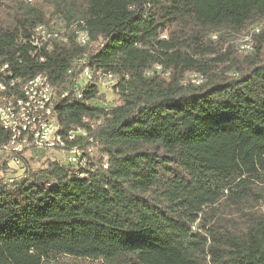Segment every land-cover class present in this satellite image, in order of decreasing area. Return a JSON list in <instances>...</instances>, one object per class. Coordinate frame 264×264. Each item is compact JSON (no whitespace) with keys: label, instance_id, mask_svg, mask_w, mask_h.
Listing matches in <instances>:
<instances>
[{"label":"trees","instance_id":"16d2710c","mask_svg":"<svg viewBox=\"0 0 264 264\" xmlns=\"http://www.w3.org/2000/svg\"><path fill=\"white\" fill-rule=\"evenodd\" d=\"M0 58L49 77L87 159L0 178V264H264V0H0ZM85 68L116 76L118 105L96 78L78 87Z\"/></svg>","mask_w":264,"mask_h":264},{"label":"built area","instance_id":"2783aa9c","mask_svg":"<svg viewBox=\"0 0 264 264\" xmlns=\"http://www.w3.org/2000/svg\"><path fill=\"white\" fill-rule=\"evenodd\" d=\"M38 34L42 41V46L46 42V35ZM76 41L87 46L90 43V36L79 30L76 33ZM242 50L250 51L252 46L242 45ZM79 67L85 64L84 59L77 61ZM72 70L69 74H72ZM4 78L15 80L13 88L12 102H5L0 97V132L7 137L3 139L0 135V178L5 183H14L17 176H25L26 169L23 158L30 150L46 149H69L72 156L69 162L80 167L87 165L84 152L79 147L69 148L63 137L59 134V122L54 120L52 106L58 101V89L51 81H44L39 86L31 88V96H23L21 77L15 76L12 65H8L6 73L1 75ZM96 78L102 89H114L117 78L112 73H98L96 76L89 73V68H85L78 78L80 80L91 81ZM79 87V82H78ZM79 98L80 91L76 92ZM68 93H64L63 97ZM82 132V131H80ZM79 132H72L68 139L74 140ZM85 135V134H84ZM16 141H25V149H16Z\"/></svg>","mask_w":264,"mask_h":264},{"label":"rangeland","instance_id":"374dc122","mask_svg":"<svg viewBox=\"0 0 264 264\" xmlns=\"http://www.w3.org/2000/svg\"><path fill=\"white\" fill-rule=\"evenodd\" d=\"M27 4V3H25ZM52 31L56 33H61L64 29L65 22L59 17L55 18L52 22ZM255 27L252 33L249 34V31H246L241 36H239L234 42L236 48L243 55L247 54L248 51L242 50V45L249 46L246 44H251L252 46V34L256 33L258 28ZM256 29V30H255ZM84 33V32H83ZM101 99L99 104L104 107H114L119 104V96L115 89H102L101 90ZM79 135H84L83 132H79ZM89 158L92 159L93 163H96L98 160V156L100 154L99 148L94 146L90 147L88 150ZM72 156L69 149H46V150H30L25 153L24 158L27 160L28 165H30L31 169L38 170L42 167L46 166L49 162L58 161L63 164H67L69 158ZM25 165V163H24ZM26 169V165H25ZM24 177V176H22ZM50 264H110L108 261L103 259H78L72 258L68 256H60L55 261Z\"/></svg>","mask_w":264,"mask_h":264},{"label":"bare ground","instance_id":"6f19581e","mask_svg":"<svg viewBox=\"0 0 264 264\" xmlns=\"http://www.w3.org/2000/svg\"><path fill=\"white\" fill-rule=\"evenodd\" d=\"M45 33H49L48 35H46V40H49V39L54 40L58 37V33L52 30H47L43 27H39L36 29V35L33 39L34 46L37 47L42 43L41 39H39L38 34H45ZM246 45L251 46V44H246ZM41 60L44 61L43 59ZM7 70H8V65H3L1 58H0V76L6 73ZM89 73H92V72L89 70ZM46 80L48 79L45 74H39L38 76L32 79L22 81L23 96H31V88H34V86L41 85ZM13 88H15V80H10V87H7L6 84L0 81V97H2V99H5V102H12ZM79 98H81L80 94H79ZM54 106H52V113H53L54 120H57V117L54 111ZM16 149H25V141H16Z\"/></svg>","mask_w":264,"mask_h":264},{"label":"crops","instance_id":"0c3cea01","mask_svg":"<svg viewBox=\"0 0 264 264\" xmlns=\"http://www.w3.org/2000/svg\"><path fill=\"white\" fill-rule=\"evenodd\" d=\"M20 177H22V176H17V178H20Z\"/></svg>","mask_w":264,"mask_h":264}]
</instances>
